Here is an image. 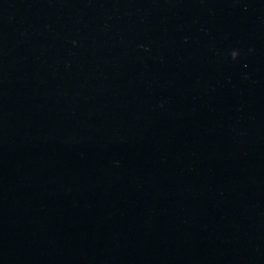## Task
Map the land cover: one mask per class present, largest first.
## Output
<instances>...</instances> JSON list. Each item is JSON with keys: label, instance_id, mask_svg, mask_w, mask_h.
I'll return each mask as SVG.
<instances>
[{"label": "water", "instance_id": "95a60500", "mask_svg": "<svg viewBox=\"0 0 264 264\" xmlns=\"http://www.w3.org/2000/svg\"><path fill=\"white\" fill-rule=\"evenodd\" d=\"M0 264H264V0H0Z\"/></svg>", "mask_w": 264, "mask_h": 264}, {"label": "clouds", "instance_id": "9594fccd", "mask_svg": "<svg viewBox=\"0 0 264 264\" xmlns=\"http://www.w3.org/2000/svg\"><path fill=\"white\" fill-rule=\"evenodd\" d=\"M233 58H235V56Z\"/></svg>", "mask_w": 264, "mask_h": 264}]
</instances>
